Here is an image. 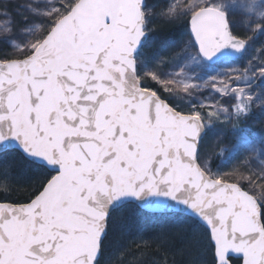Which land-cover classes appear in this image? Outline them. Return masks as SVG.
I'll return each instance as SVG.
<instances>
[{"label":"snow or ice","instance_id":"obj_1","mask_svg":"<svg viewBox=\"0 0 264 264\" xmlns=\"http://www.w3.org/2000/svg\"><path fill=\"white\" fill-rule=\"evenodd\" d=\"M156 15L146 0H0V264H102L106 249L125 264L109 238L129 206L190 221L211 264H264V137L242 128L264 110V65L190 74L264 37V0L169 3L158 15L190 17L189 39L149 59ZM209 86L234 102H193ZM218 124L239 137L217 153L239 157L230 172L201 157ZM19 167L46 173L27 203L11 200ZM134 243L127 264H176L163 236Z\"/></svg>","mask_w":264,"mask_h":264},{"label":"trees","instance_id":"obj_2","mask_svg":"<svg viewBox=\"0 0 264 264\" xmlns=\"http://www.w3.org/2000/svg\"><path fill=\"white\" fill-rule=\"evenodd\" d=\"M146 2L152 5L151 0H146ZM188 19L189 17L183 20L180 25L157 24L149 35V40L166 44L177 38L181 28L188 27ZM240 34L242 35L241 32ZM249 121L248 119L243 122L242 126H246ZM18 172L17 191L11 196V200L17 203H26L34 187L38 186V181L43 179L46 173L43 170L29 172L25 167H19ZM242 187L247 190L246 186L243 185ZM2 200L3 197H0V201ZM118 213L122 219L110 234L109 241L120 242L122 251L118 256L124 259L125 264L137 254L138 250L134 242H139L141 236L148 242H153L157 237L163 236L168 242L169 251L175 253L176 264H192L194 260L199 261V264H211L212 248L209 246V241L200 239L199 234H197V239L200 242L194 244L188 226L190 221L184 217L149 215L133 206L118 210ZM152 220H156L155 222L158 223L155 224ZM152 246L155 247V244L153 243ZM109 250L106 249L102 257V264L107 259Z\"/></svg>","mask_w":264,"mask_h":264},{"label":"rangeland","instance_id":"obj_3","mask_svg":"<svg viewBox=\"0 0 264 264\" xmlns=\"http://www.w3.org/2000/svg\"><path fill=\"white\" fill-rule=\"evenodd\" d=\"M152 6L156 9V17L154 22L150 25V28L154 30L157 24H177L180 25L183 20L187 17H180L177 19L168 20L162 18L158 15L161 9L166 8L169 3H174L176 0H151ZM181 3H190L191 0H180ZM233 20L239 19L238 16H233ZM152 30L149 32V35L152 33ZM189 28L183 27L180 29V32L177 38L167 42L166 44H160L157 41H152L148 39L144 48L142 49V53L146 58H151L153 54L158 55H167L170 50H172L171 42H175V47H179L182 43L187 42L189 39ZM242 35L244 33L241 31ZM251 36V33H248ZM261 48H264V37H254L253 42L248 47L247 51L243 53L238 59L233 60H221L217 62L213 68L207 73L201 72L199 69H196L194 72H190V74L201 75L205 79H208L212 75L223 76L224 73H230L232 70H236V72H241L246 67H257L264 65V53H261ZM195 55V52H193ZM169 70H171L169 68ZM251 74V73H249ZM259 84V81H257ZM233 86H235V82H233ZM261 90L260 87H256L255 91L259 92ZM200 100H205L206 102L219 101L222 104L230 105L232 104V97H221L219 94L215 92V90L211 89V87L202 88L200 91L194 93L193 102H198ZM185 112H188L189 109L187 106L183 109ZM249 122H247L246 126H242L243 134L247 136H255L257 138L264 137V110L258 106V104L253 105L252 107V115L249 118ZM239 141V137L234 135L222 125H216L215 129L210 131L207 136L201 142V157H207L211 161V167L213 172L221 171V172H230L235 167L239 157L237 159L232 160L231 162L226 161L227 153L224 156L218 157L217 153L220 152L221 149H231L233 145H236ZM247 155L249 159L253 161V166L251 171L259 172L258 167H256V155L255 153H243ZM219 166V167H218ZM249 172H245V175H248ZM234 182V180L232 181ZM246 186L248 189V184L246 182L242 183V186ZM128 210V209H127ZM153 221V220H152ZM156 221V220H155ZM153 221V223H158Z\"/></svg>","mask_w":264,"mask_h":264},{"label":"water","instance_id":"obj_4","mask_svg":"<svg viewBox=\"0 0 264 264\" xmlns=\"http://www.w3.org/2000/svg\"><path fill=\"white\" fill-rule=\"evenodd\" d=\"M188 28H189V31H190V18H189V20H188ZM240 56H235V57H232L231 59H237V58H239ZM27 203V202H26ZM140 210V209H139ZM141 211H143V210H141ZM143 212H145V211H143ZM145 213H148V214H152V213H150V212H145Z\"/></svg>","mask_w":264,"mask_h":264}]
</instances>
